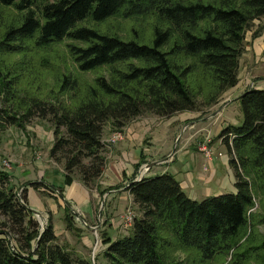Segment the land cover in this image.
<instances>
[{
	"label": "trees",
	"instance_id": "obj_1",
	"mask_svg": "<svg viewBox=\"0 0 264 264\" xmlns=\"http://www.w3.org/2000/svg\"><path fill=\"white\" fill-rule=\"evenodd\" d=\"M0 6L14 12L0 33V68L2 57L25 54L29 44L40 49L67 40L80 73L108 69L90 84L59 75L57 93H70L69 104L50 95V101L31 98L28 104L20 99L22 113L10 105L0 108V138L8 128L23 130L34 117L48 120L49 158L62 166L65 184L78 176L87 188L104 172L106 125L117 132L145 114L170 118L215 105L237 85L246 33L264 18V0H0ZM111 19H141L148 30L130 27L123 37L82 25ZM258 36L254 31L251 38ZM0 78V92L12 100L19 79ZM238 100L242 124L218 135L236 192L195 201L168 174L131 182L128 192L139 217L131 235L104 241L101 264H217L230 255V264H264V235L258 231L264 208L256 211L264 200V90H247ZM10 182L0 169V215L6 219L0 264H91L56 244L50 221L41 232L27 197H19ZM72 218L65 206L67 231ZM175 253L184 260L175 261Z\"/></svg>",
	"mask_w": 264,
	"mask_h": 264
},
{
	"label": "crops",
	"instance_id": "obj_2",
	"mask_svg": "<svg viewBox=\"0 0 264 264\" xmlns=\"http://www.w3.org/2000/svg\"><path fill=\"white\" fill-rule=\"evenodd\" d=\"M247 37L246 35L245 41L249 43V46L241 58L249 57L251 66L255 65V67L250 66L249 70L241 68L242 60L240 61L237 85L222 95L217 106L203 112L179 113V116L170 118L167 123L157 122V117H151V119L150 116L143 120H137V118L131 121L123 131L124 139L107 148L109 153L106 154L104 172L95 187H85L78 176H73L69 185L65 184L63 169L54 165L51 160H45V181L41 184L55 189L62 188V193L61 196L45 193V202L37 198L32 199L34 201L32 203L28 198L31 199L32 194L36 195L37 192L27 187L29 208L40 214L45 209L50 217V214L56 212L58 205L62 206L60 209L65 216V206H68L72 217L76 216L75 220L79 219L78 221L85 226L82 229L97 231L101 227L97 225L100 221L105 229L111 223L119 224L121 227L120 223L112 221L111 218L114 217L116 210L119 209V214L123 212L125 207L123 200L132 202L128 186L131 182L139 180L141 176L153 178L168 174L179 183L188 198L195 201H198L199 195L208 198L235 193V176L228 164L229 156L222 144V139H218L219 134L215 138L204 137V132L207 130V125L211 123H218L221 131L228 127L240 126L239 97L250 89L264 90V34L254 39L251 38V34ZM244 61L246 63L248 60L244 59ZM242 74L243 79H241ZM108 130L112 135L110 129ZM49 132L45 131V135ZM110 134L106 137L111 136ZM203 143H206L207 148L212 152L210 160H207L200 150ZM54 170H58L59 175L47 176V171L55 172ZM26 171H20L19 174L22 177H17V169H14L11 173L13 177L10 175L11 181L19 178V181L25 182L23 186L33 184L34 181L27 179L29 173ZM105 197L107 207L100 213ZM101 198L103 200L100 201ZM112 200L117 201L111 204ZM97 205L99 208L96 210ZM84 220L94 225L90 226ZM112 229H115V226ZM107 232L110 234L111 231ZM118 238L120 237L115 238L109 235L101 241L103 247H106L105 240L115 241Z\"/></svg>",
	"mask_w": 264,
	"mask_h": 264
},
{
	"label": "rangeland",
	"instance_id": "obj_3",
	"mask_svg": "<svg viewBox=\"0 0 264 264\" xmlns=\"http://www.w3.org/2000/svg\"><path fill=\"white\" fill-rule=\"evenodd\" d=\"M13 15H14V12L11 9L0 6V33H1V29L6 24V21L10 19V17H12ZM82 25L88 28L97 29L101 31L116 32L118 33V35H121L123 37L128 36V29L130 27H135V28L142 27L144 31L148 30L147 23H145L141 19H135L134 21H122V20L111 19L103 24H96V23H93L92 21H86L82 23ZM254 31H257L259 35L264 34V18H262L259 21L255 20L250 31H248L249 33L247 32L246 35L250 37V34L252 36ZM68 43H71V42L65 40L61 44L54 45L48 48H40V49H37L32 44H29L27 53L25 54L9 55L7 57H2L1 63L3 67L0 68L1 75L5 76V79L6 78L7 79L18 78L19 80L17 81L18 85L15 87V90H16L15 98H12V100L9 99V96L4 95L3 93L0 92V108H7L10 105L12 109L19 110L20 109L19 108L20 99H22L24 103L28 104L31 98H42V99H46V101L48 100L50 101V98H49L50 95L58 96V99L63 104L66 105L70 103L71 94L66 93L65 95H59L57 93L56 85L58 83L56 81L59 75L70 74L76 77V79H78L79 82L86 83V84H90L94 80L95 76L100 73L107 75L108 73L107 68H103L99 72H96V73H80L67 52L66 44ZM248 46H249V43H248ZM248 46H246L245 52ZM244 59L248 61L245 63ZM249 59L250 58L247 56H243V58H240L239 64H240V61L242 60L241 68H246L247 70H249L252 66L255 67V65L251 66L252 63L249 62ZM243 78H244V75L242 74L241 79ZM5 98H7L8 101H6ZM51 101L53 102L52 99ZM220 101H221V98L215 105L209 107L208 109L217 106V104ZM22 105L24 104L22 103ZM208 109H205V110H208ZM19 112L22 113V110H19ZM240 112H241V116L239 118V121L242 124L243 114H242V111ZM148 116H150V118L155 117L152 114H145L139 117L137 120H143L147 118ZM177 116H179V114L173 115L170 118H176ZM170 118H158L157 117L156 121L157 122L163 121V123H167L170 121ZM52 127H53L52 124L48 120H41L38 117H34L30 120V122L25 123L23 130L16 128V127L8 128L2 134L0 138V169L2 170L3 168L2 163L4 161H8L10 168L6 169L5 173H7L9 176L12 175L13 177V174L11 173L14 172V169H17V177H22L19 174V172L27 170L26 172L29 173V175L27 176V179L32 182L34 181L33 184L23 186L25 182L19 181V178H16L15 180L11 181L10 184L14 192L17 193L19 197H22V195H25L26 197H28L29 191L27 187L32 188L34 191H36L37 196L32 194L31 199L28 198L29 202L31 200L32 203L34 202L32 199H37V198H41L43 199V202H45V193L40 192L41 188L39 189L35 188V187L41 186L42 185L41 183H43L42 181H45V160L49 159L53 162L54 165L62 168L60 164L55 163L52 159L49 158L48 149H50L53 144ZM126 128L127 126L124 129ZM108 129H110V126L106 125L104 129V134H103L104 135L103 143L106 139L112 136L109 133ZM124 129L121 131H124ZM45 131L46 132L50 131V132L48 133V135H45ZM220 131L221 130H220L218 123H211L207 125V130L204 132V137L209 136V138H215L219 134ZM111 133H114V132H111ZM108 134H110L111 136L106 137V135ZM123 139H124V136H122L119 142L122 141ZM104 146H105V156H106V154L109 153V150H107L108 146H106L105 143H104ZM18 166L20 168H17ZM54 171L55 172L47 171V176L56 177V175H59L58 170H54ZM170 172L172 173V171ZM54 180L57 181V179H54ZM37 181L40 184H38ZM93 187H95V184L93 185ZM223 192L226 193L228 191H223ZM204 198L205 197L199 195L197 200L201 201ZM106 199L107 198L105 197L103 209L102 210L100 209V213H102L103 210H105V208L107 207ZM101 200L103 199L101 198L100 201ZM112 201H111V204H114V202L117 200H112ZM123 201L125 202L124 204L125 207H123V212H122L123 214L122 213L119 214V209H118L113 214L114 217L111 218L112 221H117L118 223H120V226H122V216L124 215V213L126 212V209L128 208H130L134 212L136 218L139 217V213L137 209L133 206V203L132 202L129 203L128 201H125V200ZM109 205H110V202L108 203V206ZM255 206H256L255 209L257 207L259 208V203L256 202ZM60 207L62 206L58 205V207L56 208V212H53L52 214H50V217L48 216L47 212L44 209V211L41 214L38 213L40 220L43 222L44 226H46V224L49 221L51 222L53 226L54 235L57 239L56 244L58 246H62L67 251L71 252L74 255L73 257H79L82 259L89 260L91 264H101L103 262L101 258V252L104 250V247L101 241L104 238L108 237L109 235L115 238L124 237L127 235H131L132 233L131 228L123 229L119 227V224L114 225L113 223H111L110 226L105 229L104 224L102 225V221L97 222V225L101 226L99 227L97 231L96 229H94L95 231H92V230L90 231V229L89 230L82 229V228H85V226L83 225L82 222L80 223L78 221L79 219L75 220L76 216L72 218L73 219V229L70 231H67L66 225L63 220L64 212L62 209H60ZM96 207H97L96 208L97 210L99 206L97 205ZM263 208H264V200L261 201V208H259L260 210L258 209L256 211L262 212ZM33 219L38 222L40 230H41V226L39 223L40 221L37 218V216L33 215ZM82 219H84L83 216H82ZM100 219H102L101 216H100ZM84 222L90 226L94 225V223H90L85 220ZM5 224H6V219L0 215V231H5V228L3 227V225ZM114 226H115V229H112V227ZM101 228L103 230H100ZM107 231H111L110 234ZM258 231L264 235L263 226H258ZM11 241L14 244L13 239H11ZM184 258L185 256L182 253L174 254L175 261L176 260L181 261V260H184ZM230 259H231V255L228 257H223L221 259L219 258L218 259L219 262H217V264H230ZM220 261H223V262H220ZM251 264H256V263L253 261L251 262Z\"/></svg>",
	"mask_w": 264,
	"mask_h": 264
},
{
	"label": "built area",
	"instance_id": "obj_4",
	"mask_svg": "<svg viewBox=\"0 0 264 264\" xmlns=\"http://www.w3.org/2000/svg\"><path fill=\"white\" fill-rule=\"evenodd\" d=\"M122 136H123V131L114 132V133H112L111 137H109L108 139H106L104 141V143H105L106 146H108L110 148L112 145H114L115 143L119 142V140L122 138ZM229 136H230V138H233V136H231V135H229ZM230 142H231V140H230ZM200 150L203 152L204 157L207 160L211 159L212 152H211L210 149L207 148L206 143L201 145ZM2 166H3L2 170H4V171H6V169L10 168L8 161H4L2 163ZM134 219H135L134 212L130 208L126 209V212L122 216V226H121V228H123V229L131 228L133 223H134ZM96 246H98V245H96ZM95 248H97V247H95Z\"/></svg>",
	"mask_w": 264,
	"mask_h": 264
},
{
	"label": "water",
	"instance_id": "obj_5",
	"mask_svg": "<svg viewBox=\"0 0 264 264\" xmlns=\"http://www.w3.org/2000/svg\"><path fill=\"white\" fill-rule=\"evenodd\" d=\"M143 178V176H141L140 177V179L139 180H137V181H140L141 179ZM33 211V210H32ZM33 213H34V215H36L37 216V218L39 219V223H40V226H41V232L43 231V229H44V224H43V222L40 220V217L38 216V213L37 212H35V211H33Z\"/></svg>",
	"mask_w": 264,
	"mask_h": 264
}]
</instances>
